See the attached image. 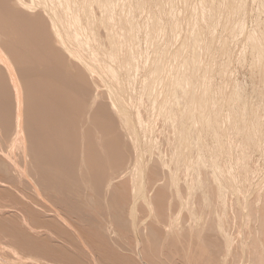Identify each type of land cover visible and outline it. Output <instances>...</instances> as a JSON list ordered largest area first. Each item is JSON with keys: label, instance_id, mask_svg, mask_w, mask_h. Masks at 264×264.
I'll list each match as a JSON object with an SVG mask.
<instances>
[{"label": "rangeland", "instance_id": "1", "mask_svg": "<svg viewBox=\"0 0 264 264\" xmlns=\"http://www.w3.org/2000/svg\"><path fill=\"white\" fill-rule=\"evenodd\" d=\"M59 1L0 0V225L53 254L0 264H264V0Z\"/></svg>", "mask_w": 264, "mask_h": 264}, {"label": "bare ground", "instance_id": "2", "mask_svg": "<svg viewBox=\"0 0 264 264\" xmlns=\"http://www.w3.org/2000/svg\"><path fill=\"white\" fill-rule=\"evenodd\" d=\"M14 1H16V0H14ZM50 1H51V3L53 2V3H52L53 6L49 9L50 12L55 13L56 11H58V9L61 8V5H62V4H61V2H60L59 0H49L48 4L50 3ZM118 1H119V0H118ZM118 1H117V2H118ZM124 1H125V0H124ZM126 1H127V0H126ZM126 1H125V2H126ZM177 1H179V0H177ZM184 1H185V0H184ZM66 2H67L68 4H70V5H72L73 3H78V5H77L78 7H77V8H78V9H81V11H85L84 9H88V7H89V5H90V1H89V0H79V2H76V0H75L74 2H73V0H66ZM112 2H115V4H116V1H107V0L103 1V3H104V4H103V7H105V8H106V7H107V8H108V7H112V8H114L113 6H111L112 4H110V3H112ZM122 2H123V1H122ZM125 2H124V4H125ZM127 2H128V1H127ZM13 3H14V2H13ZM51 3H50V6L52 5ZM184 3H185V2H184ZM14 4H15V3H14ZM99 4H100V6H102V2L99 1ZM120 4H121V1H120ZM178 4H179V2H178ZM21 5H22V4H21ZM125 5H126V4H125ZM125 5L122 6V7L124 8ZM191 5H192V4H191ZM13 6L15 7V5H13ZM17 6H18V5H17ZM114 6H117V5H114ZM177 6H178V5H177ZM48 7H49V5H48ZM48 7H47V8H48ZM126 7H128V6H126ZM126 7H125V8H126ZM17 8H18V7H17ZM112 8H110V9H112ZM115 8H116V7H115ZM123 8H122V9H123ZM177 8H178V7H177ZM122 9L120 8L119 10L122 11ZM128 9H130V8H128ZM128 9H126V10H128ZM193 9H194V8H193ZM126 10H124V11H126ZM178 10H179V8H178ZM182 10H183V9H182ZM176 11H177V10H176ZM78 12H79V11L76 10V8H75L74 12L72 11V12L70 13V14H71L70 16H69V15H67V16L65 15V16L67 17V20H69V21H70L71 23H73L75 26H77V27L80 28V27H81L80 24H83V25H85L86 28L90 29V28H91V25L93 24L92 21L94 22V20H92V18H91L90 16H88V15H87V17L85 16V17H86L85 19H80V15H81V14L78 15ZM87 12H88V11H87ZM113 12H114V10H113ZM115 12H117V11H115ZM122 12H123V11H122ZM183 12H184V11H183ZM80 13H81V12H80ZM123 13H124V12H123ZM178 13L180 14V12H178ZM193 13H194V11H193ZM196 13H197V12H196ZM189 14H190V13H189ZM119 15H120V14H119ZM119 15H118L117 17L120 18ZM123 15H124V14H123ZM123 15H122V16H123ZM126 15L129 16V14H126ZM21 16H22V15H21ZM115 16H116V15H115ZM193 16H194V15H193ZM196 16H197V15H196ZM55 17H56V15H55ZM92 17H93V16H92ZM63 18H64V17H63ZM83 18H84V17H83ZM119 18H118V19H119ZM127 18H128V17H127ZM19 19L21 20V18H19ZM60 19H61V18H60ZM128 19H129V18H128ZM128 19H127V20H128ZM22 20H23V19H22ZM121 20H122V19H121ZM125 20H126V18H125ZM127 20H126V21H127ZM182 20H183V19H182ZM23 21H24V22H23ZM23 21L21 22L20 25H22V24H24V23H30V22L33 21V20H30V19H29V21H30V22H29L27 19H25V20H23ZM25 21H28V22H25ZM69 21H68V22H69ZM53 22L57 25V23H56L55 21H53ZM64 22H65V21H64ZM129 22H130V24H131V21H130V20H129ZM16 23L18 24V22H16ZM32 23H35V22L33 21ZM32 23L27 24V25H31ZM62 23H63V22H62ZM79 23H80V24H79ZM66 24H67V23H66ZM24 25L27 26L26 24H24ZM24 25H23V26H24ZM33 25H34V24H33ZM83 25H82V26H83ZM93 25H94V24H93ZM125 25H126V22H125ZM187 25H188V23H187ZM63 26H64V25H63ZM21 27H22V26H21ZM32 27H33V26H32ZM126 27H127V26H126ZM131 27H132V25H131ZM27 28L29 29V26H28ZM30 28H31V26H30ZM36 28H37V27H36ZM83 29H84V28H83ZM91 29H92V28H91ZM123 29H124V28H123ZM184 29H185V28H184ZM198 29H200V27H199ZM10 30H11V29H10ZM34 30H36V29H34ZM34 30H33V31H34ZM132 30H133V29H132ZM132 30H129V31L126 32V29H125L127 42H128L129 44H131V45H132V43H133V37H132L133 33H132ZM185 30H186V29H185ZM200 30H201V29H200ZM86 31H87V33H88V30H86ZM86 31L83 30V32H82V34H83L84 36L86 35V34H85ZM89 31H90V30H89ZM91 31H92V30H91ZM9 32H10V31H8V32H6V33L8 34ZM12 32H13V31H11V32L8 34L9 36L11 35V38H12L13 34H15V32H13V34H11ZM34 32L36 33V31H34ZM84 32H85V33H84ZM92 33H93V32H90V34H92ZM120 33H122V30H121ZM16 34H17V33H16ZM37 34L39 35V33H37ZM123 34H124V32H123ZM176 34H177V33H176ZM197 34H198V32H197ZM3 35H4V34H3ZM180 35H181V34H180ZM14 36H15V35H14ZM14 36H13V37H14ZM84 36H83V37H84ZM90 36H91V35H90ZM93 36H94V35H93ZM93 36H92V37H93ZM120 36H121V35H120ZM185 36H186V35H185ZM0 37H2V36L0 35ZM124 37H125V36H124ZM121 38H122V40H123V37H121ZM178 38H179V37H178ZM256 38H257V37H256ZM80 39H81V38H80ZM257 39L260 40L259 38H257ZM91 40H92V39H91ZM94 40H95V39H94ZM78 41H79V40H78ZM78 41H76V44L78 43ZM83 41H84V40H82V42H83ZM255 41H256V39L254 38V42H255ZM260 41H261V40H260ZM82 42H81V43H82ZM86 42H88L87 39H86ZM86 42H84V43H86ZM124 42H125V41H124ZM262 42H263V41H262ZM89 43H90V42H89ZM260 43H261V42H259L258 45H262V44H260ZM73 44H74V43H73ZM82 44H83V43H82ZM94 44H95V43H94ZM97 44H98V43H97ZM129 44H128V45H129ZM194 44H195V43H194ZM77 45H78V44H77ZM79 45H80V44H79ZM125 45H126V44H125ZM255 45H256V44H255ZM83 46H86V45H83ZM83 46H82V47H83ZM96 47H97V46H96ZM98 47H99V45H98ZM129 47H131V46H129ZM256 47H257V45H256ZM8 48H9L10 51H9L6 47L3 48V50L6 51L5 53H9V54H11V55L16 54L15 51L13 50V48H12L11 46H8ZM83 48H84V47H83ZM100 49H101V47H100L99 49L96 48V51H98V50H100ZM261 49H262V48H261ZM196 51H197V48H196ZM196 51H195V52H196ZM259 51L261 52V50H259ZM112 52H114V50H113ZM113 54H114V53H113ZM0 56H1V54H0ZM13 56H14V55H13ZM4 57H5V56H3L2 58H4ZM16 57H17V56H16ZM113 57H114V56H113ZM196 57H197V55H196ZM90 58H91V57H90ZM198 58H199V57H198ZM87 59H88V58H87ZM100 59H102V56H100V54H99V55H96V60H100ZM112 59H113V58H112ZM1 60H2V59H1ZM96 60H95V61H96ZM199 60H200V59H199ZM95 61H94V62H95ZM112 61H113V60H112ZM112 61H111V62H112ZM115 62H116V60H115ZM90 63H91V62H90ZM96 63H97V62H96ZM112 63H113V62H112ZM91 64H92V63H91ZM98 65H99V64H98ZM100 66H101V65H100ZM99 68H100V67H99ZM131 68H132V67H131ZM97 69H98V68H97ZM101 69H102V68H101ZM104 70H105V68H104ZM157 70H158V69H157ZM155 73H156V72H155ZM160 73H161V72H160ZM163 73H164V72H163ZM105 74H106V73H105ZM153 76H154V75H153ZM159 79H161V78H159ZM115 81H116V80H115ZM153 81H154V80H153ZM162 81H163V80H162ZM162 81H161V82H162ZM157 83H158V82H157ZM159 83H160V82H159ZM117 84H118V83H117ZM151 84H152V83H151ZM158 87H159V86H158ZM160 87H161V85H160ZM152 88H153V87H152ZM144 89H146V87H145ZM157 89H158V88H157ZM150 91H151V90H150ZM146 94H147V92H146ZM146 94H145V95H146ZM153 94H154V93H153ZM226 94H227V92H226ZM151 95H152V94H151ZM156 95H157V94H156ZM156 95H155V96H156ZM151 98H152V97H151ZM229 98H230V97H229ZM229 101H230V100H229ZM199 108H200V107H199ZM198 110H199V109H198ZM199 112H201V111H199ZM197 114H198V113H197ZM202 114H203V113H201V115H202ZM252 117H253V116H252ZM255 117H256V115H255ZM202 118H204V116H202ZM257 119H258V118H257ZM199 120H200V119H199ZM259 120H260V119H259ZM259 120H258V121H259ZM196 121H197V120H196ZM194 122H195V121H194ZM200 122H201V121H200ZM199 124H200V123H199ZM199 124H198V125H199ZM40 163H41L42 165H46V163H45L44 160L40 161ZM216 174H218V173H216ZM216 177H217V175H216ZM217 178H218V177H217ZM80 186H81V187L78 188V189H82V188H85V187H86V186H84V185H80ZM2 191H3V190H2ZM117 191H118V190H117ZM118 192H119V191H118ZM160 196H161V194H160ZM176 198H177V197H176ZM215 198H216V197H215ZM241 198H242V197H241ZM157 199H158V198H157ZM161 199H162V198H161ZM183 199H184V198H183ZM160 201H161V200H160ZM242 201H243V200H242ZM94 202H95V201H94ZM251 205H252V204H251ZM251 205H249V206L251 207ZM254 205H255V204H254ZM180 207H181V206H180ZM242 208H243V207H242ZM24 209H26V208H24ZM180 209H181V208H180ZM183 209H184V208H183ZM256 209H257V208H256ZM263 209H264V208H263ZM30 210H31V209H30ZM30 210L28 211L29 213H33V212L35 213V211L30 212ZM123 210H124V209H123ZM240 210H241V209H240ZM248 210H249V209H247V211H248ZM251 210H252V208H251ZM23 211H24V210H23V208H22V213H25V212H26V210H25V212H23ZM190 211H191V210H190ZM243 211H244V210H243ZM260 211H261V210H260ZM260 211H259V213H260ZM255 212H257V211H255ZM29 213H28V214H29ZM34 213H33V214H34ZM37 213H38V212H36V214H37ZM248 213H249V212H248ZM252 213H253V212H252ZM36 214H35V215H36ZM41 214H42V213H41ZM41 214H40V215H41ZM185 214H186V213H185ZM245 214H246V213H245ZM0 215H1V213H0ZM38 215H39V214H38ZM38 215H37L36 218L39 217ZM191 215H192V214H191ZM191 215H190V216H191ZM238 215H239V214H238ZM249 215H250V214H249ZM251 215H254V214H251ZM251 215H250V216H251ZM12 216H13V215H12ZM17 216H18V215H17ZM41 216H42V215H41ZM240 216H241V215H240ZM254 216H255V215H254ZM261 216H263V214H262ZM5 217H6V216H5ZM7 217H8V216H7ZM238 217H239V216H238ZM241 217H242V216H241ZM241 217H240V219H241ZM257 217H258V216H257ZM0 218H1V216H0ZM3 218H4V215H3ZM40 218H41V217H40ZM40 218H38L37 220H39ZM254 218H255V217H254ZM261 218L264 219V217H261ZM248 219H249V218H248ZM256 219H257V218H255V220H256ZM49 220H53V219H49ZM54 220H55V217H54ZM134 220H135V219H134ZM3 221H4V219H3ZM3 221H2V222H3ZM7 221H8V220H7ZM13 221H14V220H13ZM141 221H142V220H141ZM188 221H189V220H188ZM250 221H251V219H250ZM257 221H258V220H257ZM257 221H256V222H257ZM262 221H263V220H262ZM34 222H35V221H33V223H34ZM47 222H48V220H47V221H44L45 224H46ZM136 222H137V220H136ZM226 222H228V221H226ZM230 222H232V221H230ZM253 222H254V221H253ZM253 222H252V223H253ZM260 222H261V221H260ZM263 222H264V221H263ZM36 223H39V221L36 222ZM41 223H42V222H40L39 225H41ZM123 223H125V222H123ZM137 223H138V222H137ZM187 223H188V222H187ZM232 223H233V222H232ZM232 223H231V224H232ZM9 224H10V223H9ZM16 224H17V222H16ZM29 224H30V223H29ZM129 224H130V223H129ZM182 224L185 225L184 223H182ZM228 224L230 225L229 222H228ZM4 225H5V224H4ZM14 225H15V224H13V226H14ZM19 225H20V224H19ZM39 225H38V226H39ZM131 225H132V224H131ZM134 225H135V224H134ZM173 225H174V224H173ZM190 225H191V224H190ZM190 225H189V226H190ZM217 225H218V224H217ZM225 225H226V224H225ZM232 225H233V224H232ZM234 225H235V227H236V224H234ZM25 226L27 227L28 225H25ZM34 226H36V224H35ZM44 226H45V225H44ZM121 226H123V225L121 224ZM171 226H172V225H171ZM241 226H242V225H241ZM8 227H9V226H8ZM15 227H16V226H15ZM18 227H19V226H18ZM26 227H25V228H26ZM129 227H131V226H129ZM184 227H185V226H184ZM235 227H234V228H235ZM0 228H3V229H1V231L4 230V231H3V232H4L3 234H2V232H1L2 235H4V236L6 235V238H7V236H9V237L12 238V240H13V241H12V242H13L12 244H14V246L16 245L17 247L23 249L24 254L21 253V252L19 251L21 254H23V256H24L25 254H27V253H25L26 251H27V252H28V251L35 252V253H36V256H37L38 254H41V253H44V252H45V249L43 250L44 252H42V250H41V251L38 250L39 248L36 249L37 247H39L40 244L38 245L39 241H38L37 239H35V238H32L33 236H32V237L29 236V238H30V239H33V240H31V241H30V240H29V241H25L24 238L22 237V236H24V235H22V236L20 235V236H19V234H21V233H19V232H15V230H13L14 232H12V231H10V228H7V227H5V226H1V225H0ZM19 228H20V227H19ZM35 228H36V227H35ZM127 228H128V227H127ZM127 228H126V229H127ZM131 228H133V227H131ZM131 228H130V229H131ZM187 228H188V227H187ZM242 228H243V227H242ZM244 228H245V227H244ZM247 228H248V227H247ZM247 228H246V230H247ZM13 229H14V228H13ZM27 229H28V228H27ZM123 229H124V228H123ZM173 229H174V228H173ZM193 229H194V228H193ZM196 229H197V227H196ZM208 229H211V228H208ZM232 229H233V228H232ZM248 229H249V228H248ZM23 230H24V228H23ZM187 230H188V229H187ZM234 230H236V229H234ZM240 230H241V229H240ZM263 230H264V229H263ZM16 231H17V230H16ZM19 231H20V230H19ZM63 231H64V230H63ZM63 231H61V233H62ZM68 231H69V230H68ZM125 231H126V230H125ZM128 231L130 232L129 229H128ZM166 231H167V230H166ZM169 231H170V230H169ZM175 231H176V230H175ZM211 231H212V230H211ZM29 232H30V231H29ZM129 232H128V233H129ZM131 232H132V231H131ZM190 232H191V231H190ZM192 232H194V231H192ZM207 232H210V230H209V231H208V230L205 231V234H204V235H206V234L208 235L209 233H207ZM213 232H214V231H213ZM213 232H210V234L212 233V234H213V238H214V233H213ZM220 232H221V231H220ZM232 232H233V231H232ZM238 232H239V231H238ZM238 232L236 231V233H238ZM243 232H244V231H243ZM17 233H19V234H17ZM26 233H27V232H26ZM59 233H60V232H59ZM66 233H67V232H66ZM69 233H70V232H69ZM161 233H163V232H161ZM161 233H160V234H161ZM177 233H178V232H177ZM216 233H217V232H216ZM262 233H263V232H262ZM44 234H45V233H44ZM224 234H225V232H224ZM2 235H1V236H2ZM28 235H29V234H28ZM62 235H63V233H62ZM68 235H69V234H68ZM71 235H72V234H71ZM188 235H189V234H188ZM192 235H193V234H192ZM197 235H198V234H197ZM201 235H202V234H201ZM237 235H238V234H237ZM240 235H241V234H240ZM244 235H245V234H244ZM26 236H27V235H25V238H26ZM39 236H40V235H39ZM58 236H60V235H58ZM233 236H234V235H233ZM263 236H264V235H263ZM42 237H43V236H42ZM46 237H47V236H46ZM63 237H64V236H63ZM65 237H67L66 234H65ZM199 237H200V239H202V240H203V239H206V238H203L204 236L202 237V236L199 235ZM206 237L209 238V237H211V236H209V237L206 236ZM228 237H229V235H228ZM237 237H240V236H237ZM242 237H243V236H242ZM4 238H5V237H4ZM6 238H5V239H6ZM38 238H39V237H38ZM55 238H56V237H55ZM55 238H54V239H55ZM72 238H73V237H72ZM72 238H70V240H71ZM213 238H212V240H213V243H214L216 240H214ZM215 238H217V235H215ZM223 238H224V237H223ZM233 238H235V237H233ZM240 238H241V237H240ZM243 238H244V237H243ZM0 239H1V238H0ZM2 239H3V237H2ZM39 239H40V238H39ZM200 239H199V240H200ZM209 239H210V238H209ZM224 239H226V238H224ZM227 239H228V238H227ZM238 239H239V238H238ZM263 239H264V238H263ZM6 240H7V239H6ZM10 240H11V239H10ZM36 240L38 241V243L36 242ZM43 240H44V239H43ZM73 240H74V239H73ZM195 240H196V239H195ZM197 240H198V238H197ZM202 240H201V241H202ZM258 240H259V239H258ZM130 241H131V240H130ZM204 241H205L204 244H206L207 247H208L209 245H211V243H212V242H209L210 240H209L207 243H206L207 240H204ZM219 241H220V240H219ZM222 241H223V240H222ZM226 241H228V240H226ZM254 241H255V240H254ZM4 242H5V241H4ZM6 242H8V241H6ZM68 242H69V241H68ZM192 242H193V241H192ZM197 242H198V241H197ZM220 242H221V241H220ZM238 242H239V241H238ZM2 243H3V242L1 241V244H2ZM43 243H44V242H43ZM46 243H47V242H46ZM46 243H44V245H45ZM66 243H67V242H66ZM72 243H74V242H72ZM194 243H195V242H194ZM221 243H222V242H221ZM223 243H224V242H223ZM261 243H262V242H261ZM3 244H4V243H3ZM5 244H6V243H5ZM12 244H10V242H9V245H12ZM48 244H49V241H48ZM69 244H70V243H69ZM200 244H201V246H202L203 243L200 242ZM208 244H209V245H208ZM215 244H216V242H215ZM215 244H212V245H214V248H215V247H218V246H216ZM217 244H219V243H217ZM227 244H228V243H227ZM239 244H240V242H239ZM243 244H244V243H243ZM247 244H248V243H247ZM258 244H260V243H258ZM263 244H264V241H263ZM9 245H8V246H9ZM41 245H42V244H41ZM181 245H182V244H181ZM240 245H241V244H240ZM244 245H245V244H244ZM252 245H253V244H252ZM3 246H6V245H3ZM3 246H0V247H3ZM8 246H7V247H8ZM12 246H13V245H12ZM12 246H10V247H12ZM14 246H13V247H14ZM45 246H46V245H45ZM54 246H55V245H54ZM54 246H53V247H54ZM56 246H57V245H56ZM250 246H251V244H250ZM259 246H260V245H259ZM263 246H264V245H263ZM17 247H15V248H17ZM204 247H205V246H204ZM210 247H211V246H210ZM210 247L208 248L209 250H211ZM257 247H258V246H257ZM260 247H261V246H260ZM19 248H18V250H19ZM42 248H43V247H41L40 249H42ZM45 248H46V247H45ZM214 248H213V249H214ZM219 248H220V247H219ZM253 248H254V247L252 246V249H253ZM47 249H48V248H47ZM62 249H63V248H62ZM64 249H65V248H64ZM70 249H72V248H70ZM70 249H69V250H70ZM206 249H207V248H206ZM216 249H217V248H215V250H216ZM220 249H221V248H220ZM255 249H256V248H255ZM0 250H1V249H0ZM6 250H8V249H6ZM10 250H11V249H10ZM24 250H26V251H24ZM51 250H52V249H51ZM53 250H54V248H53ZM203 250H204V249H203ZM209 250H208V251H209ZM215 250H214V251H215ZM14 251H15V249H14ZM14 251H13V252H14ZM16 251H17V249H16ZM216 251H217V250H216ZM252 251H253V250H252ZM252 251H250V253H251ZM259 251H260V250H259ZM261 251H263V250H261ZM1 252H2V250H1ZM1 252H0V254H1ZM3 252H4V251H3ZM3 252H2V253H3ZM31 252H30V253H31ZM58 252H59V251H58ZM211 252H212V250H211ZM219 252H220V251H219ZM263 252H264V251H263ZM30 253L28 252L29 256H30V255H31L32 257L35 256V254H33V255H34V256H33V255L30 254ZM37 253H38V254H37ZM49 253H50V252H48V253L45 252L44 254H45L46 256L48 255L49 257H50L51 255H53V254H52V251H51V254H49ZM53 253H55V252H53ZM206 253H207V252H206ZM209 253H210V252H209ZM214 253H215V252H214ZM253 253H254V251H253ZM259 253H261V252H259ZM4 254H5V253H4ZM9 254H11V253H9ZM14 254L16 255L17 252H15ZM68 254H69V253H68ZM207 254H208V253H207ZM262 254H263V253H262ZM11 255H13V254H11ZM19 255H20V254H19ZM42 255H43V254H42ZM42 255H41V256H42ZM58 255H59V254H58ZM71 255H72V254H71ZM71 255H70V256H71ZM216 255H218L217 252H216ZM219 255H220V254H219ZM263 255H264V254H263ZM263 255H262V258H263V260H264ZM16 256H18V255H16ZM20 256H21V255H20ZM26 256H28V255H26ZM26 256H25V257H26ZM29 256H28V257H29ZM38 256H39V255H38ZM60 256H62V255L60 254ZM63 256H64V254H63ZM75 256H76V255H75ZM250 256H251V255H250ZM252 256H253V255H252ZM260 256H261V255H260ZM3 257H4V256L2 255L1 258H3ZM21 257H22V256H21ZM21 257H20V258H21ZM25 257H24V259H26ZM32 257H30V260H31ZM67 257H68V256H67ZM78 257H79V256H78ZM220 257H221V256H220ZM222 257H223V256H222ZM10 258H11V257H10ZM17 258H18V257H17ZM35 258H36V257H35ZM37 258H40V256L37 257ZM42 258H43V257H42ZM42 258H40L41 261H42V260L44 261V259H42ZM50 258H51V257H50ZM53 258H54V257H53ZM55 258H56V257H55ZM81 258H82V257H81ZM251 258H252V257H251ZM7 259H8V258H7ZM12 259H13V257H12ZM12 259H11V260H12ZM22 259H23V257H22ZM58 259H60V258H58ZM63 259H64V257H63ZM63 259H61V260H59V261L61 262ZM66 259H67V258H66ZM70 259H71V258H70ZM70 259H69V260H70ZM214 259H215V258H214ZM217 259H218V258H217ZM253 259H254V258H253ZM253 259H252V260H253ZM11 260H10V263H12ZM13 260L16 261L17 259L15 258V259H13ZM26 260H29V259H26ZM26 260H25V261H26ZM30 260H29V261H30ZM45 260H46V259H45ZM47 260H48V259H47ZM50 260H51V259H50ZM55 260H57V259H55ZM69 260H68V261H69ZM71 260H72V259H71ZM76 260H77V258H76ZM79 260H80V259H79ZM81 260H82V259H81ZM223 260H225L224 257H223ZM223 260H222V261H223ZM256 260H257V259H256ZM256 260H254V262H255ZM17 261H21V260L18 258ZM31 261H32V260H31ZM34 261H35V259H34ZM52 261H53V260H52ZM52 261H50V262H52ZM64 261H65V260H64ZM64 261H63L62 263H65V264H66V262H64ZM68 261H67V263H68ZM213 261H214V260H213ZM220 261H221V259L219 260V263H220ZM261 261H262V260H261ZM46 262H47V261H46ZM46 262H45V263L41 262V263L46 264ZM79 262H80V261H79ZM206 262H208V261L206 260ZM35 263H37V262H35ZM38 263H40V262H38ZM52 263H53V262H52ZM54 263H55V262H54ZM56 263H58V262H56ZM62 263H60V264H62ZM219 263H218V264H219ZM256 263H257V262H256ZM5 264H6V263H5ZM17 264H18V263H17ZM19 264H21V263L19 262ZM23 264H24V261H23ZM47 264H48V263H47ZM74 264H75V263H74ZM79 264H80V263H79ZM220 264H221V263H220ZM257 264H260V263L258 262ZM261 264H262V263H261Z\"/></svg>", "mask_w": 264, "mask_h": 264}]
</instances>
